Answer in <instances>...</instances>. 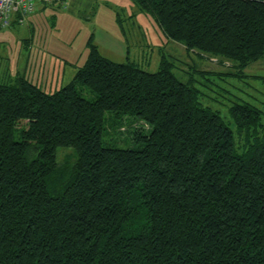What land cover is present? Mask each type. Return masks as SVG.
<instances>
[{"label": "trees", "instance_id": "16d2710c", "mask_svg": "<svg viewBox=\"0 0 264 264\" xmlns=\"http://www.w3.org/2000/svg\"><path fill=\"white\" fill-rule=\"evenodd\" d=\"M134 2L238 76L264 54V0ZM86 45L53 92L0 82V264H264L259 108L233 102L229 124L164 55L149 72ZM126 121L148 132L134 126L137 145L121 148L109 136ZM58 146L74 159L59 162Z\"/></svg>", "mask_w": 264, "mask_h": 264}, {"label": "rangeland", "instance_id": "374dc122", "mask_svg": "<svg viewBox=\"0 0 264 264\" xmlns=\"http://www.w3.org/2000/svg\"><path fill=\"white\" fill-rule=\"evenodd\" d=\"M90 37L101 55L115 62L133 61L149 72L159 68L164 55L177 78L198 88L202 104L217 111L227 123H232L230 105L247 102L259 108L264 125V54L238 76L232 61L220 65L168 39L154 17L138 9L134 0L51 3L31 14L28 23L0 28V82L23 75L43 91L53 92L71 80L68 67L84 64ZM83 94L87 96V92ZM134 126L148 132L146 123L126 121L110 132V141L121 148L136 146ZM233 137L236 147L242 149L244 137L235 127ZM71 155V147L58 146L59 162L73 160Z\"/></svg>", "mask_w": 264, "mask_h": 264}, {"label": "built area", "instance_id": "2783aa9c", "mask_svg": "<svg viewBox=\"0 0 264 264\" xmlns=\"http://www.w3.org/2000/svg\"><path fill=\"white\" fill-rule=\"evenodd\" d=\"M70 0H0V28H7L16 18L20 24L27 15L51 3L68 4Z\"/></svg>", "mask_w": 264, "mask_h": 264}, {"label": "crops", "instance_id": "0c3cea01", "mask_svg": "<svg viewBox=\"0 0 264 264\" xmlns=\"http://www.w3.org/2000/svg\"><path fill=\"white\" fill-rule=\"evenodd\" d=\"M74 0H70L69 2H73ZM68 2V3H69ZM34 12H32V13H30L29 15H27V17H26V19H25V21L24 22H22V23H28V18L30 17V15L31 14H33ZM22 23H20V24H22ZM16 24H19L18 22H17V19L15 18L13 21H12V24L11 25H16ZM10 26V25H9ZM194 52V51H193ZM195 53V52H194ZM204 58V57H203ZM205 59V58H204ZM208 60H210V59H208ZM62 67L64 68L65 67V62H63V65H62ZM77 65L75 66V65H73V67H68L70 70L68 71V76L69 77H72L73 75H74V73H75V71H76V69H77ZM65 70V69H64ZM63 70V71H64ZM71 79V78H70ZM57 86V85H56ZM56 88V87H55Z\"/></svg>", "mask_w": 264, "mask_h": 264}]
</instances>
